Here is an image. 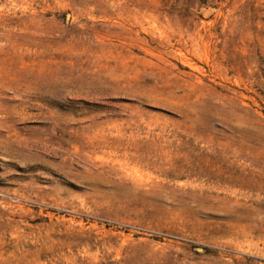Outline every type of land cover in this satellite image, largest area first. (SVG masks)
<instances>
[{
  "label": "rangeland",
  "instance_id": "obj_1",
  "mask_svg": "<svg viewBox=\"0 0 264 264\" xmlns=\"http://www.w3.org/2000/svg\"><path fill=\"white\" fill-rule=\"evenodd\" d=\"M0 264H264V0H0Z\"/></svg>",
  "mask_w": 264,
  "mask_h": 264
}]
</instances>
